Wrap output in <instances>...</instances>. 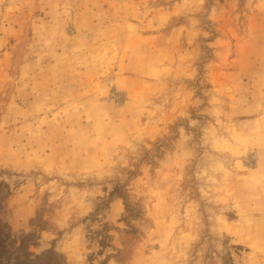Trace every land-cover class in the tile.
Returning <instances> with one entry per match:
<instances>
[{"label":"rangeland","instance_id":"obj_1","mask_svg":"<svg viewBox=\"0 0 264 264\" xmlns=\"http://www.w3.org/2000/svg\"><path fill=\"white\" fill-rule=\"evenodd\" d=\"M0 264H264V0H0Z\"/></svg>","mask_w":264,"mask_h":264}]
</instances>
